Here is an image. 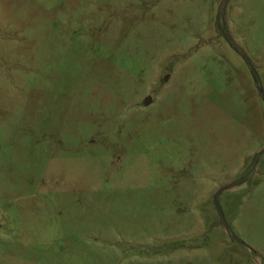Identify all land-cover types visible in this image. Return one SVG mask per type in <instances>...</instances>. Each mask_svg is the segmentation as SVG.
Listing matches in <instances>:
<instances>
[{
  "label": "rangeland",
  "instance_id": "rangeland-1",
  "mask_svg": "<svg viewBox=\"0 0 264 264\" xmlns=\"http://www.w3.org/2000/svg\"><path fill=\"white\" fill-rule=\"evenodd\" d=\"M0 264H264V0H0Z\"/></svg>",
  "mask_w": 264,
  "mask_h": 264
},
{
  "label": "water",
  "instance_id": "water-1",
  "mask_svg": "<svg viewBox=\"0 0 264 264\" xmlns=\"http://www.w3.org/2000/svg\"><path fill=\"white\" fill-rule=\"evenodd\" d=\"M148 101H149V100H148ZM215 205H216V208H217V210H218V212H219V214H220V217H221L222 221L224 222V219H223V216H222V214H221V211H220V208H219L218 203L216 202Z\"/></svg>",
  "mask_w": 264,
  "mask_h": 264
}]
</instances>
